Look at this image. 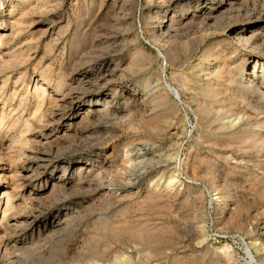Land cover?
I'll return each mask as SVG.
<instances>
[{
	"label": "rangeland",
	"instance_id": "374dc122",
	"mask_svg": "<svg viewBox=\"0 0 264 264\" xmlns=\"http://www.w3.org/2000/svg\"><path fill=\"white\" fill-rule=\"evenodd\" d=\"M248 2L166 37L153 31L159 17L167 23L199 2L0 0V167L28 175L11 210L28 228L16 229L0 264H264V97L242 80L257 52L255 73H264V44L244 50L227 34L253 15ZM241 60L244 76L231 82ZM104 67L113 112H96V97L49 122L51 97L76 87L73 70L96 87ZM36 82L46 91L40 104ZM83 162L92 165L89 182L76 175ZM1 169L11 190L15 174L4 179ZM98 181L107 188L95 193Z\"/></svg>",
	"mask_w": 264,
	"mask_h": 264
},
{
	"label": "bare ground",
	"instance_id": "6f19581e",
	"mask_svg": "<svg viewBox=\"0 0 264 264\" xmlns=\"http://www.w3.org/2000/svg\"><path fill=\"white\" fill-rule=\"evenodd\" d=\"M188 1V0H187ZM196 2H199L196 9L192 12V13H180L178 15H170L169 17V22H164V17L163 19L159 17V19L156 21V26L153 28L154 33H157V36H165L167 37V34H169L170 32H172L173 29H175L176 27H178L179 25H184L186 24L188 21H192V20H198L199 23H204L207 19L212 18L214 19L215 17H213L215 15V13L217 11H221L224 8H229L230 10L233 9L234 11L240 9V5H242V3H245L246 5L249 3L248 0H217L216 3H212L213 0H195ZM252 4H253V15H248L247 17H245V19L243 18L241 21H235V23L232 25H227L228 26V35L229 36V41H234L235 43L241 45L243 47L244 50H248V51H253L254 49H259L261 47H263L264 44V28H262L261 26L264 25V0H251ZM62 3V2H61ZM203 3V4H202ZM205 3H207L208 5H205L202 7V5H204ZM196 4V3H195ZM202 4V5H200ZM245 5V6H246ZM246 9V7H245ZM244 11V10H243ZM220 12V13H221ZM237 12V13H238ZM219 13V12H218ZM249 13V12H248ZM219 15V14H218ZM217 15V16H218ZM216 16V15H215ZM240 18V17H239ZM155 19V18H154ZM131 20V19H130ZM154 21V20H153ZM245 21V22H244ZM210 22V21H209ZM12 23V22H11ZM206 24V23H205ZM154 25V24H153ZM151 26V25H150ZM205 26V25H204ZM185 27V26H184ZM183 28V27H182ZM202 28V27H201ZM204 28V27H203ZM209 27H207L208 29ZM126 31V30H125ZM5 34V33H4ZM170 35V34H169ZM173 35V34H172ZM1 36V35H0ZM228 37V36H227ZM3 38V37H2ZM121 38V37H120ZM4 39V38H3ZM2 39V40H3ZM169 39V38H168ZM110 43V42H109ZM260 50V49H259ZM263 50V49H261ZM258 53V52H257ZM256 53V54H257ZM256 54L252 55L249 57V59L247 60L248 63H246L247 65H250L251 61H254V65L252 70H250L249 72H247L245 74V78L242 79L243 81L245 80V84L247 86H253L254 88H256L257 90H260L263 95H261L262 97H264V73H259L260 75H258L257 73H255V66L257 64V62L259 61L258 56H256ZM259 55V54H258ZM4 56V55H3ZM100 56V55H99ZM252 58V60H251ZM100 59H103L101 61H103V64H107V66L109 64L112 63V59L109 58V56L106 55V57L103 55ZM3 61V60H1ZM95 63L94 65H99L100 63H98V60L95 61V59L93 60ZM260 61H263V59H261ZM118 62V61H117ZM241 65H237V67L235 68L236 71L234 73H229V76L232 78L231 82H235L239 76H243L241 74V72L239 73V67L241 66V71H242V66H245L246 64H242V60L240 61ZM250 62V63H249ZM1 64V63H0ZM83 64V63H82ZM3 65V64H2ZM102 65V64H101ZM262 65V64H261ZM82 66V65H81ZM80 66V67H81ZM111 66V65H110ZM100 67V66H99ZM264 67V66H263ZM98 70L96 71V87H92L89 86L87 83L88 80H84V76H83V72L82 69H72L73 72L70 76V81L69 83H74L76 84V87L74 88H70L69 90L66 91L65 93H63L61 96H53L50 99V103L49 105L51 106L50 109V116L48 118L49 122L51 121H55V119L58 121V119H61L64 116V113L66 111V108H68L72 102H76V101H80V100H93L94 98L96 99H101L103 101L102 107L98 109H96V112H100V113H112L113 112V107L117 104V100L115 98V96L113 95H108V90H110L106 85H108L107 79H109L110 75H111V71L110 69L107 70L106 67H104L103 69L97 68ZM84 70V69H83ZM231 70V69H230ZM261 71H263V68L261 69ZM233 72V71H232ZM41 73V72H40ZM238 74V75H237ZM113 75V74H112ZM87 79V78H86ZM241 80V82H243ZM43 82V81H42ZM244 83V82H243ZM168 90L176 93V96H178L177 91L172 88L171 86H167ZM44 88H40V84L38 87L37 82L35 83L33 90H32V95L35 97V99H37V102L42 103L43 101V97L44 96ZM46 92V91H45ZM62 93V92H61ZM29 95V94H28ZM57 95V94H55ZM50 98V97H49ZM1 100V99H0ZM95 100V99H94ZM59 101L62 104H65V106L63 108H65V110L60 109L59 107ZM98 101V100H97ZM96 101V102H97ZM89 102V101H88ZM95 102V103H96ZM85 103V102H84ZM1 105V104H0ZM97 105V104H96ZM48 109V106L46 107ZM45 108V109H46ZM50 108V107H49ZM88 108V107H87ZM70 110V109H69ZM95 110V109H94ZM46 111V110H45ZM44 111V112H45ZM87 111V110H86ZM90 111V108L89 110ZM93 111V110H92ZM43 111H41L42 113ZM47 112V111H46ZM68 113V112H67ZM88 113V112H87ZM48 114V113H47ZM105 114V115H106ZM36 115V114H35ZM42 116H46L45 113L44 115L41 114ZM49 115V114H48ZM47 115V116H48ZM112 116V115H110ZM7 117V113L4 111V105L1 107V112H0V146L1 144H3L4 142V138H6V135L2 136L1 131H2V123H4V119ZM82 119V116H80ZM84 117V115H83ZM44 118V117H43ZM46 118V117H45ZM36 119V118H35ZM79 119V120H81ZM70 120V119H69ZM107 120V119H106ZM47 121V119H46ZM70 123V122H69ZM11 124V123H10ZM41 124V123H40ZM44 124V123H43ZM42 124V125H43ZM46 124V123H45ZM45 124L43 126H45ZM48 124V122H47ZM64 124V123H63ZM112 124V123H111ZM38 125V123H37ZM50 125V124H49ZM62 125V124H61ZM68 125V124H67ZM79 125V124H78ZM42 128V127H41ZM6 129V128H5ZM61 130V129H60ZM4 131V130H3ZM64 132V130H62ZM247 132V131H246ZM51 133H53L56 137V132H53L51 130H49V134L47 133L46 135L49 136ZM249 134V133H248ZM52 136V135H51ZM245 136V135H244ZM29 140V139H28ZM45 140V139H44ZM47 141V140H46ZM14 144V143H13ZM48 145V144H47ZM1 148V147H0ZM35 149V148H34ZM37 149V148H36ZM47 151V150H45ZM26 155V154H25ZM2 156V155H1ZM12 156V155H11ZM41 159H50V156L47 155V153H41V156H39ZM56 160V159H55ZM54 160V161H55ZM56 164L58 165L59 162H56ZM63 164V163H62ZM61 165V164H60ZM68 165V164H66ZM2 166V165H1ZM54 166V165H53ZM69 166V165H68ZM78 166V165H77ZM76 166V167H77ZM91 166L89 165L87 162H83L81 163L77 168H76V175L77 178L79 180H82L84 182H89L91 181L90 179L92 178H88L90 172H91ZM66 167V166H65ZM74 167V166H73ZM1 169V175L2 177H4V179H6V175H8L7 173H10V169L4 168L3 166L0 167ZM35 168V167H34ZM71 168V167H70ZM75 168V167H74ZM66 170L65 169L64 173L58 177L57 182H59V184L61 183L62 185H65L71 178V176H69L70 174H67V176H65L66 174ZM13 171V170H12ZM32 171H34V176L39 174L40 172L38 171V168L36 169H32ZM21 173V172H20ZM15 174V173H10L9 177L12 178L13 174H15V178L13 182V186H11V190H6L8 189L6 186L2 187V185L0 184V188L2 189V192L0 193L2 196L5 197V201L2 204V199L0 198V206L3 205V207L0 209V230L3 231L4 236L6 235L5 239H2L0 241V256H7L10 253V248H14L15 246V240L17 239V233L19 232L16 231L17 228H21L20 232L25 231L28 228V224L24 225L21 224L20 221H18V216H13L11 215V210L14 209V202H13V196H15V192L14 189H18V188H24V185L26 183V179L28 177V175H23V174ZM99 173V172H98ZM95 177V176H94ZM31 178V177H30ZM28 178V179H30ZM99 178V175H98ZM95 179V178H94ZM96 180V179H95ZM102 180V179H101ZM94 181V180H93ZM77 182V180H76ZM95 182V181H94ZM105 182V181H104ZM56 182H54L52 185L54 186ZM78 184V183H77ZM6 185V184H5ZM83 185V183H82ZM18 187V188H16ZM89 188V187H88ZM107 187H105L103 185V183H99V181L95 184L94 187V192H100L105 190ZM1 191V190H0ZM30 195L32 196L33 191L29 192ZM28 197V196H27ZM32 198L34 199V197L32 196ZM4 199V198H3ZM31 199V197H30ZM29 199V200H30ZM15 200V199H14ZM16 203V202H15ZM16 207V206H15ZM21 216V215H20ZM30 219V218H29ZM33 219V218H32ZM61 219V218H60ZM57 219L54 223L55 227H58L61 225V220ZM31 220V219H30ZM29 220V221H30ZM64 222V220H62ZM32 222V221H31ZM29 223V222H28ZM30 225V224H29ZM11 229H13L12 233H8L9 230L11 231ZM263 236H264V224H263ZM33 240V239H32ZM36 240V239H35ZM27 241V240H26ZM38 241V240H37ZM17 242V241H16ZM21 242V241H20ZM32 242V241H31ZM35 242V241H34ZM41 241H39L40 243ZM33 243V242H32ZM31 245V243H29ZM19 245V244H18ZM40 244L34 243L33 246L37 247ZM42 245V244H41ZM40 245V246H41ZM32 246V245H31ZM30 248V246H28ZM40 248V247H39ZM30 249H35V248H30ZM35 249V250H36ZM13 250V249H12ZM15 250V249H14ZM18 251V249H17ZM15 252V251H13ZM12 253V252H11ZM18 253V252H17ZM10 256H14V255H9ZM19 256H21V254H19Z\"/></svg>",
	"mask_w": 264,
	"mask_h": 264
}]
</instances>
